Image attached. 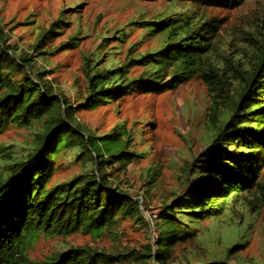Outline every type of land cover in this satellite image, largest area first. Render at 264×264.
Masks as SVG:
<instances>
[{"label": "trees", "instance_id": "obj_1", "mask_svg": "<svg viewBox=\"0 0 264 264\" xmlns=\"http://www.w3.org/2000/svg\"><path fill=\"white\" fill-rule=\"evenodd\" d=\"M166 1L174 6L192 5L197 11L143 22L149 35H160L161 44L131 60L143 67L138 76H127L126 65H101L98 57L86 60V91L76 106L38 78L31 69V55L10 47L0 30V132L13 125L35 134L26 153L0 169V264L112 263L129 253L71 247L36 261L27 251L40 235L64 237L82 232L113 238L120 219L142 221L139 201L114 186L106 178L104 163L108 160L96 165L91 153L100 151L113 164L127 165L141 158L127 150L128 131L120 127L102 136V141L84 137L75 116L77 108L110 104L136 90L163 93L197 77L207 86L210 98L208 143L189 164L185 189L152 219L157 230L156 251L150 250L140 264H191L189 254L195 245L191 239H195L200 220L221 218L232 202H258V207L264 203L260 179L264 169V46L243 73L238 71L239 77L221 72L214 54L219 23L215 17L202 15L208 8H237L245 0ZM53 30L40 34L32 50L47 51L45 41L57 34ZM61 158L67 163L79 162L82 172L48 185L55 161ZM149 173L147 183L153 185L156 172ZM138 197L145 201L144 195ZM178 244L184 262L171 259ZM240 247L243 245L234 244L229 252ZM226 258L203 264H229Z\"/></svg>", "mask_w": 264, "mask_h": 264}, {"label": "rangeland", "instance_id": "obj_2", "mask_svg": "<svg viewBox=\"0 0 264 264\" xmlns=\"http://www.w3.org/2000/svg\"><path fill=\"white\" fill-rule=\"evenodd\" d=\"M193 10L192 5L174 6L166 0H0V30L10 47L31 55L34 74L76 106L86 91V60L98 57L101 65H126L127 76H138L143 67L131 60L161 44L160 35H149L143 22L168 15L178 18L177 13ZM202 15L215 17L219 23L214 54L221 72L239 77L238 71L243 73L264 46V0H245L237 8H208ZM51 28L57 34L45 41L47 51H33L39 35ZM209 104L207 86L196 77L172 91L154 94L136 90L110 104L77 108L81 136L102 141V136L120 127L128 131L127 150L141 154V158L127 165L113 164L104 153H91L96 165L108 160L104 163L106 178L139 201L142 221L120 219L113 238L82 232L64 237L40 235L29 247L28 257L42 261L63 249L84 246L129 252L121 261L97 264H140L150 250L154 254L157 230L152 219L185 189L189 164L208 143ZM64 106L62 101L63 114ZM34 138L32 130L5 127L0 132V169L26 153ZM54 167L48 185L82 172L79 162L67 163L65 158L56 160ZM149 171L156 172L153 185L147 183L151 180ZM260 179L264 182V169ZM194 233L191 264L225 256L229 264H264V203L258 207V202H232L221 218L200 220ZM237 243L243 247L229 252ZM181 247L174 246L173 261H185L179 253Z\"/></svg>", "mask_w": 264, "mask_h": 264}]
</instances>
